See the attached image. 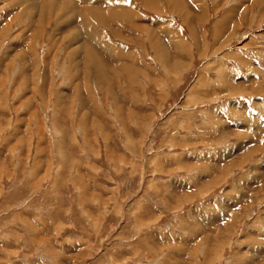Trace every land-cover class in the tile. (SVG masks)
<instances>
[{
    "label": "rangeland",
    "instance_id": "rangeland-1",
    "mask_svg": "<svg viewBox=\"0 0 264 264\" xmlns=\"http://www.w3.org/2000/svg\"><path fill=\"white\" fill-rule=\"evenodd\" d=\"M176 2L0 0V264H264V0Z\"/></svg>",
    "mask_w": 264,
    "mask_h": 264
},
{
    "label": "bare ground",
    "instance_id": "bare-ground-1",
    "mask_svg": "<svg viewBox=\"0 0 264 264\" xmlns=\"http://www.w3.org/2000/svg\"><path fill=\"white\" fill-rule=\"evenodd\" d=\"M170 1H171V3H173V4L178 2V1L176 2V0H175V1L170 0ZM178 3H180V2H178ZM178 3H177V4H178ZM180 4H181V3H180ZM30 7H32V6H30ZM181 7H182V6H181ZM119 9H120V8H119ZM30 11H31V10H30ZM52 11H54V10H52ZM24 12H25V11H24ZM118 12H120V11H118ZM33 13H34V12H33ZM181 13H182V12H181ZM28 14H29V13H28ZM65 16H66V15H65ZM99 16H101V15H99ZM185 18H186V17H185ZM65 19H66V18H65ZM102 20H103V19H102ZM61 22H62V21H61ZM62 24H64V23H62ZM73 30H74V29H73ZM168 30H169V29H168ZM170 33H171V32H170ZM76 39H77V38H76ZM91 51H92V50H91ZM89 53H90V52H89ZM89 53H87V55H88ZM71 54H72V53H71ZM121 54H122V53H121ZM72 55H73V54H72ZM75 56H76V55H75ZM91 60H92V57H91ZM96 60H97V59H96ZM97 61H98V60H97ZM72 62H73V61H72ZM89 62H90V61H89ZM94 63H95V62H94ZM129 63H130V62H129ZM100 65H101V64H100ZM101 66H102V65H101Z\"/></svg>",
    "mask_w": 264,
    "mask_h": 264
}]
</instances>
